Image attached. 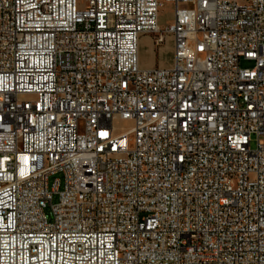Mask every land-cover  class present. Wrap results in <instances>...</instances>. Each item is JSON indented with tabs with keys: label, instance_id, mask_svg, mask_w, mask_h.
Masks as SVG:
<instances>
[{
	"label": "built area",
	"instance_id": "1",
	"mask_svg": "<svg viewBox=\"0 0 264 264\" xmlns=\"http://www.w3.org/2000/svg\"><path fill=\"white\" fill-rule=\"evenodd\" d=\"M0 264H264V0H0Z\"/></svg>",
	"mask_w": 264,
	"mask_h": 264
},
{
	"label": "rangeland",
	"instance_id": "2",
	"mask_svg": "<svg viewBox=\"0 0 264 264\" xmlns=\"http://www.w3.org/2000/svg\"><path fill=\"white\" fill-rule=\"evenodd\" d=\"M173 17V7L170 4H166V6L161 10L160 12V23L161 25H165L167 23L172 22ZM151 39L150 37H144L141 41L140 45V60L141 65H147L151 63L152 56H153V48L151 47ZM156 51V50H155ZM158 51V50H157ZM159 52L158 59L163 60V66H171L173 64V57H174V44L173 39L170 37L168 39V42L165 46L162 47V49ZM244 66L247 64H243ZM252 148L256 147L255 140L252 141L251 144ZM56 179H60L62 181L61 189L63 188V174L58 173L56 175H52L49 177V186L52 187L54 181ZM59 200L58 194H54L53 196V203L56 204ZM45 211L47 214H50L51 206L48 204V206L45 208Z\"/></svg>",
	"mask_w": 264,
	"mask_h": 264
},
{
	"label": "crops",
	"instance_id": "3",
	"mask_svg": "<svg viewBox=\"0 0 264 264\" xmlns=\"http://www.w3.org/2000/svg\"><path fill=\"white\" fill-rule=\"evenodd\" d=\"M158 55H159V52L156 50L153 52V56H152V61L151 63L149 64H145L143 65L144 68H151V67H154V66H159V65H163V60L161 59H158Z\"/></svg>",
	"mask_w": 264,
	"mask_h": 264
},
{
	"label": "bare ground",
	"instance_id": "4",
	"mask_svg": "<svg viewBox=\"0 0 264 264\" xmlns=\"http://www.w3.org/2000/svg\"><path fill=\"white\" fill-rule=\"evenodd\" d=\"M142 41V40H141Z\"/></svg>",
	"mask_w": 264,
	"mask_h": 264
}]
</instances>
